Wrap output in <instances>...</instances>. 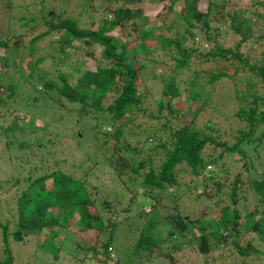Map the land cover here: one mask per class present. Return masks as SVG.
<instances>
[{
    "label": "trees",
    "instance_id": "obj_1",
    "mask_svg": "<svg viewBox=\"0 0 264 264\" xmlns=\"http://www.w3.org/2000/svg\"><path fill=\"white\" fill-rule=\"evenodd\" d=\"M0 1L9 12L5 19L9 27L0 29V115L6 117V122L0 123V156L8 167L0 187L4 183L12 188L10 194L0 198V206L3 203L9 213L4 221L0 216L4 253L0 264H14L10 236L19 242L30 235L39 237L43 227L48 228L47 233L35 243L41 252H52L53 257L58 255L60 248L55 239L74 227L76 232L70 231L78 237L79 233L96 230L97 240L89 247L107 255L113 240L121 243L117 236L118 224L123 220L129 226V211L138 198V214L146 205L152 210L145 212L146 220L130 252L131 260L147 262L154 248L157 257L172 262L171 253L184 243L200 255L234 247L242 259L252 257L251 262L233 260L231 263L264 264V248L261 250L253 240L255 237L264 242V92L245 93L241 89L235 92L238 106L233 116L244 121L246 129L230 143L219 137L216 132L219 128L214 125L194 124V116L204 112L209 104L201 100L193 105L198 94L192 87L197 86L195 79L199 70L191 71L189 77L180 76L181 80L172 74L190 61L215 60L216 56L235 59L241 69L249 71L247 76L256 78L264 87V50L259 52V60L251 62L250 50L243 52L241 45L248 42L250 49L253 45L260 46L264 32L254 36L252 27L260 20L264 23V0H255L257 8L263 7L259 13L254 4L249 8L234 0L61 2L65 7L69 2L73 4L74 10L69 11L62 9L63 6L53 11L45 5L47 0ZM101 2L103 8L98 10ZM36 3L40 5L37 8ZM94 11L99 15L95 16ZM151 15L162 18L171 15L172 19L169 24H152ZM226 20L230 28L224 26ZM131 24L135 27V37L130 39V32L123 34V30ZM15 25L43 29L24 43V34H15ZM114 30L121 35L113 34ZM221 31L229 37L237 33L240 39L233 46H224L226 35H222L221 41L214 39ZM54 34L56 38H50ZM48 36L50 51L47 49L46 54L35 56V51L41 50L37 41ZM202 39L216 42L211 49L199 50L195 59L193 53L198 46L194 43ZM149 41L153 43L148 45ZM11 49H22V52L26 49L32 57L25 70L11 62ZM156 50L163 51L172 61L170 69L163 59L147 69L150 62L143 58ZM138 53H143V57L138 58ZM71 54L75 60L69 63ZM47 59L68 68L56 69L54 74L47 75L39 66ZM88 61L92 63L88 65ZM156 67L162 70L156 71ZM144 70L151 71L152 81H159L158 90L150 93L156 105L154 110H147L144 104L148 89L144 94L140 92V86L146 81ZM14 71L19 73V78ZM208 71L207 81L211 83L237 76L236 71L232 75L212 68ZM20 79L40 93L33 96V101L49 96L77 129L72 126L63 134L55 132L49 125L40 127L41 122L35 115L12 108V95ZM184 80L190 85L189 91L182 100L183 105L177 106ZM144 117L161 122L168 136L150 126L146 130L149 140L141 139L140 144L128 141V137L133 140L141 132L134 126L141 128ZM85 134L91 143L86 142ZM210 144L221 149H207ZM158 155L161 160L156 164ZM210 164L220 170L205 171ZM235 164L241 169L230 171L229 166ZM179 169L187 170L195 179L200 177L203 185L199 193L206 192L207 185L212 189L208 192L211 196L225 188L229 202L193 217L179 212L162 216L156 205L162 202L161 197L177 196L170 190L176 191L180 186ZM107 171L114 174L111 180L117 178L126 193V205H122V196L116 192L103 194L97 181L91 182L92 176ZM220 172L224 174L222 180L217 178ZM250 196L255 201L249 208ZM12 219L15 220L11 228ZM247 234L251 237L241 245L242 235ZM162 244H166L163 249ZM224 255L219 252L215 258L221 260ZM213 260L207 264H213Z\"/></svg>",
    "mask_w": 264,
    "mask_h": 264
},
{
    "label": "rangeland",
    "instance_id": "obj_2",
    "mask_svg": "<svg viewBox=\"0 0 264 264\" xmlns=\"http://www.w3.org/2000/svg\"><path fill=\"white\" fill-rule=\"evenodd\" d=\"M11 1H23V0H11ZM66 0H47L45 5L52 9L53 11H57V9L63 5H61V2H65ZM69 1V0H68ZM75 1V0H71ZM235 2H239L240 4H245V7H250V5H253L255 8V11L262 12L263 7H258L255 4V0H234ZM69 2L68 6H63L62 9L65 7L67 11L74 10L73 4ZM103 3H106V0H102ZM98 4V10L103 8V3ZM71 4V6H70ZM36 8L40 5L37 3L35 4ZM60 5V6H59ZM165 9L162 10V13L160 16H162ZM174 12V11H172ZM9 12L7 11L5 4L1 3L0 1V29L6 28L8 25L5 22L6 15ZM94 15H99L98 11H94ZM84 17V15H83ZM172 16L169 15L167 18L157 17L155 15H151L150 21L152 24H159V23H165L169 24L171 21ZM182 21H179L181 23ZM230 22L226 20L224 22V26L226 28H230ZM17 26V25H15ZM14 31L16 33L24 34L23 36V42L27 43V41L34 36L35 34L39 33L43 27L38 28H26V27H15ZM9 27V26H8ZM223 27V26H222ZM135 27L127 26L123 30V34L126 32H130L129 38L135 37ZM253 35H261L264 32V23L262 20L259 21V23L255 24L252 27ZM125 31V32H124ZM26 32V33H23ZM174 32V31H173ZM113 34H117L118 36L121 35L120 32L113 31ZM229 33H231L229 31ZM212 34V33H211ZM222 35H226V33H223V31L219 32L214 36V39L216 41H221ZM48 37H41L39 41H37L36 45H38V48L41 50L39 52L35 51V56L42 55L50 51L48 40L50 38H56V35ZM226 42L223 43L224 46H233V42L240 39V36L237 33H233L232 36L226 35ZM229 38V39H228ZM231 38V39H230ZM213 40H198L195 41L194 45L198 46L196 51L193 53V58L197 59L199 56V50L206 51L208 48L213 47V43L216 42ZM228 41V43H227ZM148 45H150L153 42H147ZM190 43V42H189ZM260 46L253 45V48L250 49L251 45L250 43H242V51H249V59L251 62L257 61L261 58L260 51L264 50V37L260 39L259 41ZM133 44V42L131 43ZM203 48V49H202ZM16 49H11L9 51V58L12 60L11 62L16 63L20 68L26 69V63L28 60H31L32 57L27 55V50L23 49V52ZM54 51V50H53ZM202 52V51H201ZM132 50L129 51V54H132ZM248 54V53H247ZM71 58L68 60L69 63L74 62L73 54H71ZM137 57H143V53H138ZM146 62L149 61L150 65L147 69H152V66L154 63L158 61H162V59L168 64L169 67L167 69H170L172 66V61L167 57L163 55V51L156 50L154 52H151L149 54H146V57L143 58ZM215 60L202 58V60L197 59L196 61H190L189 65L187 64L185 67L177 71L176 73L173 72L172 74H176V78H179L181 80L180 76L183 77H189L191 71L199 70V74L197 75V78L195 79L197 82V86L192 87L193 90L198 94V97L194 100L195 103L201 102V100L206 101L207 104L206 110L204 112H200L197 116H194V124L195 126H203L206 122L214 125V127L219 128L216 132L218 133L219 137L225 140H228L230 143L233 141V138L236 134L240 133L244 129H246V124L244 121L240 120L235 115L233 116V112L236 110L238 103L235 98V92L239 91L240 89L242 91H245V93L250 92H258L263 93L264 87L261 83L257 81L256 78H250L249 71L241 69L239 64H237V61L235 59H229L225 60L222 58H218L215 56ZM92 61H88V65H90ZM47 75H52L55 73L56 69H67L68 67L61 65L59 63H51L49 59L45 60L41 65H39ZM75 66V65H74ZM212 68L213 70L217 69L220 71H224L227 75H232L236 71V75H233L231 77L226 78L225 80H218L214 83H211L207 81L208 77V69ZM234 68L236 70H234ZM79 69V68H78ZM80 68L79 70H81ZM36 70V68H35ZM156 71H161L162 67H156ZM183 73V74H182ZM15 76H19V73L14 71ZM247 74H249L247 76ZM143 76H145V83H143L140 86V92L144 94L147 90V94L144 96V104L148 109L147 110H154L156 108V105L151 99L150 93L152 91L158 90L157 85L159 84V81L156 79L152 81L149 77L151 76V71L148 70L146 72L144 70ZM19 78V77H18ZM256 81L255 84L253 82ZM184 84H182L181 88V95L180 99L181 101L177 103V106H182L183 101L186 98L187 93L189 91L190 85H188L185 80L183 81ZM157 88V89H156ZM36 89H41V86L38 84L36 86ZM237 89V90H236ZM8 93V92H7ZM39 95V92H34L31 90L29 84H27L25 81H22L20 79L19 85L16 86L15 92L10 95H12L13 104H11L12 108L17 109V112H23L26 111L28 114H33L36 117H38V120L41 122L40 127H49L53 131H57L60 133H65L68 131L72 126V128L77 129V126L75 124L73 125V122L71 121V118L65 117L64 111L59 109L57 104L49 97L43 95L41 98H38V100L33 101V96ZM227 94L229 96H227ZM183 100V101H182ZM152 102V103H151ZM186 108V107H185ZM165 114V110H163ZM148 113V112H146ZM189 114V113H188ZM140 117V116H139ZM9 118H11L9 116ZM13 118V117H12ZM174 119V118H173ZM6 117L3 115H0V123H5ZM142 127L138 128L137 126H134L136 129L141 131L136 137H134L133 140L128 137V141H131L133 144H140L141 139H147L146 137L147 132L146 130L148 127H154L159 130V133H161L163 136H168V130L164 128V126L161 124V122L157 123L155 120L149 119V118H141ZM136 124V123H135ZM154 124V125H153ZM262 125V124H261ZM148 131V130H147ZM208 131H210L208 129ZM258 131V130H257ZM215 133V132H214ZM85 136H87L85 134ZM83 138V137H82ZM84 139V138H83ZM85 140V139H84ZM149 140V138H148ZM86 142L91 143V138L87 136ZM151 143H154V139L151 141ZM207 145V149L215 148L218 151V149H221V146H211ZM245 146H251L250 144H246ZM84 147H86V143L84 144ZM252 148V147H250ZM249 148V149H250ZM157 159V160H156ZM161 160L160 155H158V158L156 157L154 160V163H158V161ZM0 175L2 180L3 176L7 173L8 167L3 162L2 157L0 156ZM3 163V164H2ZM215 169L216 172H218L220 169L218 166H214L213 164H210V167L207 165L206 170ZM241 169L240 165H230L229 170L230 171H236ZM204 171V172H205ZM9 173V172H8ZM3 174V175H2ZM223 173L220 172L217 175V178L223 179ZM110 176L114 177V174L110 173L109 171L104 173H98L94 177H91V182L97 181L96 184H98V187L102 189V193H113L116 192L119 196H122V205H126L127 202V195L124 191H122V187L118 181L117 178H114V180H111ZM177 178L179 182V188L178 190H170V192H176L177 196L175 198H165L161 197L162 202L157 203V211L161 213L162 216H167L169 213H181L182 215L193 217L201 214L202 211L204 212H210L214 209H217L223 204H226L229 202V198H227L226 190L223 188L217 195H209V191L212 189L209 185H207L206 192L199 193V189L203 185L201 182L202 180L200 177H194L191 176V174L185 170V169H179L177 172ZM203 190V189H202ZM12 191V188H8L7 184L3 183V187H0V198H3L10 194ZM113 191V192H112ZM102 195L101 193L98 195ZM255 200L253 197H249L248 202L249 208L251 207L250 204L253 203ZM138 202L139 198L136 199L135 202L132 203L131 209L129 211L130 217L127 218L128 221L131 223L129 226L126 225V223L123 222L122 217H119L120 223L118 224L119 230H118V239L121 241V243H117V239L113 240L112 248L108 249L107 255H102L101 253H96L94 250H92L89 246L94 244L97 240V232L96 230H93L92 232H86V233H79L80 237H78L74 232V227H71L63 233H60V236L55 239V243L59 244V253L58 255L53 257L52 252H41L39 249L35 248V243L37 241V238H42L46 233L48 228L43 227L40 230L39 237L37 234L30 235L28 237H24L23 241H15L12 240V237H9V246L11 248V252L13 255L14 264H207V262L211 261V258L213 260V264H233L231 263L233 260H238L242 262V260H245V262H251L249 258L252 256H247L244 259L238 255L236 249L234 247L229 248H223L220 251H213L207 254H199L195 252V249L189 246H186L184 243H182V247L179 249L173 250L171 260L172 262H168L167 260L163 259L162 257H157L156 250L153 248L151 256L147 258V262L142 261L138 262V260H131L130 252H132V249L134 248L135 240L139 234V231L144 225L146 220V213L149 209L152 210V208L148 205H146L143 208V211H141L140 214L139 208H138ZM1 204V203H0ZM0 212H1V219L3 220L6 216L9 217V213L6 211V208L3 206H0ZM5 220V219H4ZM3 220V221H4ZM14 220L12 219L11 228L14 226ZM10 229V228H9ZM71 230V231H70ZM68 231V232H66ZM66 232V233H65ZM76 232V231H75ZM243 236V237H242ZM240 239L241 245L244 244L245 240L249 239L251 235H242ZM64 237L62 240L61 238ZM41 240V239H40ZM254 243L262 250L264 248V242H259L257 238L253 237ZM163 245V244H162ZM166 246V244L163 245L162 249ZM3 243L1 242V234H0V256H4L3 253ZM98 249V247H97ZM99 250V249H98ZM219 250V249H218ZM221 252L222 254H225L224 257L220 259L215 258L216 255ZM234 254L235 257H232ZM264 258V256L262 255ZM239 262V263H240Z\"/></svg>",
    "mask_w": 264,
    "mask_h": 264
}]
</instances>
